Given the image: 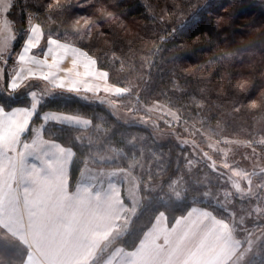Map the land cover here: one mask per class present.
Returning <instances> with one entry per match:
<instances>
[{
  "label": "trees",
  "instance_id": "trees-1",
  "mask_svg": "<svg viewBox=\"0 0 264 264\" xmlns=\"http://www.w3.org/2000/svg\"><path fill=\"white\" fill-rule=\"evenodd\" d=\"M78 2L83 5L85 0H71L63 15L54 11L49 17L39 0H13L8 15L15 21L19 42L29 11L42 24L46 36L51 33L62 40L74 35L67 27L72 15L97 19L91 25L94 39L86 38L87 42L81 40L80 44L95 55L100 69L109 72L112 83L129 86L127 93L113 96L127 99L123 102L126 115L109 106L113 103H101L91 94L82 99L57 90L42 101L32 125L41 123L39 117L45 111L89 121L84 128L48 122L42 129L45 139L73 152L70 189L87 166L93 170H123L142 183L140 216L111 244L132 250L158 213H164L167 225H171L193 205L211 209L207 202L195 198L202 194L204 177L200 174L197 187L186 188L180 200L166 189L185 166L191 134L212 130L216 119L217 124L229 129L230 136L239 133L248 141L254 122L264 120V0H97L94 6L76 7ZM101 7L110 9L116 19L103 18L97 11ZM19 9L23 13L19 14ZM156 9L169 16L168 22L160 19ZM137 80L138 86H133ZM28 91L22 89L12 99L0 95V103L6 107L27 106ZM136 98L146 104L152 100L164 103L176 114L177 122L170 127L152 122L160 131L138 123ZM253 101L258 107H250ZM210 115L212 120H205ZM152 150L160 154L165 167L149 177L144 166L151 161ZM154 191L164 192L162 197L167 200L156 201ZM220 214L215 212L216 216ZM232 218L235 222L230 220V228L240 248L229 264H264L262 215ZM140 221L145 223L138 226ZM27 254L28 248L0 226V264H23Z\"/></svg>",
  "mask_w": 264,
  "mask_h": 264
},
{
  "label": "rangeland",
  "instance_id": "rangeland-1",
  "mask_svg": "<svg viewBox=\"0 0 264 264\" xmlns=\"http://www.w3.org/2000/svg\"><path fill=\"white\" fill-rule=\"evenodd\" d=\"M156 12H158L160 15L161 20L168 22L167 18H169V16L167 17V15L162 13L160 9H156ZM18 13L21 14L23 11L19 9ZM79 16L82 15L71 16L67 27L72 30L74 35L72 38L70 37L65 39L85 50L84 46L82 47V44H80V41L83 40L87 42V39H91L93 36L91 35V37H87L86 32L79 33L73 31L72 22ZM34 22L36 21L34 20ZM123 28L126 29L125 27ZM92 31L94 30L91 29V32ZM82 35L84 38H81ZM24 39H26V32L23 29L22 39L20 42L17 41V39L14 41L13 51L9 56L7 63L0 61V68L4 69L5 84L9 78L8 73L11 71V68L15 63V53L18 52L22 47ZM44 47H46V39L42 41V48L37 51L42 52ZM96 51L97 50H95V52ZM92 56L95 57L94 54ZM63 67L65 71H71L72 69L71 63L67 61H65ZM136 82L137 83L133 86H138V80ZM112 84L113 86L118 87L114 84V82ZM29 87H36L35 89L37 90L32 91L39 93L47 91V89L51 86L46 82L33 81ZM127 87L129 86H126L125 88ZM53 94L54 93H51V96ZM100 95L105 94L100 93ZM113 96L115 95L106 96L105 101L109 104L113 103L115 108H117L118 113L125 116L127 113V107L123 102L127 99L116 100ZM136 100V119L138 123L149 127L154 131H160V129H157L153 126L152 122L156 126L164 124L168 127H170L173 122H177L176 114L170 111L164 105V103L152 100L149 101L150 104H146L142 100H138L137 98ZM109 106H111V104ZM80 118L81 120H87L82 117ZM205 120H212V116H207ZM214 120L215 124L211 126L212 130H207V132L206 130H200V133L198 134H191L192 138L189 139L191 141L189 142L190 147L184 155L185 166L178 174L179 176L175 178L166 189L170 190V196H172L175 200H180L186 188L191 185L197 187V180L200 174L202 177H204L200 186L202 194L201 196L195 198L199 201L207 202V205L211 206V209L208 210L214 215L215 212L218 214H220L219 212H222V214L217 216L218 218H228L229 221H226L228 226L233 224L231 221L235 222V219L232 218L234 215L253 218L261 214L264 222V120L259 119L261 122H254L252 136L248 141H246L245 137L239 133L235 136H230L232 134L227 133V130L229 129L225 128L221 124H217L216 119ZM42 123L43 122L41 121L40 124ZM60 124L65 125L66 123ZM38 125H32V128L36 129ZM74 126H80L84 128L85 125H82L80 121H77L74 123ZM31 134L32 133L29 132L25 137L27 138ZM152 153L155 156L153 155L151 161L146 166H144L145 172L149 177L153 174H157L158 169L165 167L164 162L161 160L160 154L154 150H152ZM84 168L81 177H79L78 180L84 179L89 181V183L92 184L93 190L101 191L102 188L108 183L119 182L121 184V190L123 193L120 211L116 206V195H110L109 199L104 200L103 206H101L100 200L97 202H89L90 205H84V211H86V213L84 212V235L87 232L86 235L92 239V242L89 244V246L84 243V255L74 253L77 248L75 245L76 240L72 239L69 235L63 236L60 239L61 243L59 246L54 248L52 251H50L49 248V235H37L36 239L38 241H41V237H44L45 241L42 242L37 248H34V243L36 241L34 239V235L31 234L30 228L24 229L23 234L19 233L20 228L15 222L16 218L14 214L12 216L10 215V217H8L7 211L4 212V216L2 213L0 214V226L2 229L10 234V236H13L17 239L19 238L21 241H23L27 245L25 246L29 249L31 248L30 250H32L39 259L46 261L45 264H64L65 262L66 264H87V261L90 259V257H92L93 254L99 250V248H101V251H98L99 253L96 252L98 255L95 253L97 257L94 259V263L99 264L109 254L110 249H113V246H120L117 244L111 246L112 242L117 240L116 237H118L125 229L127 230L132 220H134L137 216H140V210L143 204L144 196L140 194L142 183L140 184L139 180H135L128 174V172L123 170H111L105 168L93 170L92 167L88 166ZM153 169L155 172H153ZM254 170H256V173H254ZM8 172V170H4L3 173H5V175L0 178V180L7 178ZM73 188H69V190L71 191ZM148 188L152 189L151 187ZM163 194L165 193L163 192ZM163 194H160V191L153 192V195H158L156 201H166V196L165 198L162 197ZM38 207L45 209L46 212L48 211L45 207L40 206V204H38ZM105 213H108L109 216L106 220H102L101 216ZM119 215L121 216L119 217ZM158 215H164V217H166L164 213H158L156 216ZM239 219L243 220V218L237 217L238 221ZM38 220L39 219H36L35 221ZM143 223L145 222L140 221L138 226H141ZM172 224L168 226H172ZM92 227H94L93 234L89 232L90 228ZM107 227H110L109 231L106 230ZM59 228L61 230L62 225H59ZM261 234L263 237L264 232H261ZM82 256H84V258H81ZM233 258L234 255L226 264H229ZM88 264H92L91 261Z\"/></svg>",
  "mask_w": 264,
  "mask_h": 264
},
{
  "label": "crops",
  "instance_id": "crops-1",
  "mask_svg": "<svg viewBox=\"0 0 264 264\" xmlns=\"http://www.w3.org/2000/svg\"><path fill=\"white\" fill-rule=\"evenodd\" d=\"M46 112L54 111L43 113ZM67 125L74 126V123ZM40 126L41 124L36 127V130L40 131L41 141L49 146L55 145L52 151L57 152L58 158L60 157L58 149L63 148L72 152L70 148L45 139ZM32 134L27 138L24 136L14 145L15 151L9 153L6 159H0V178L5 175L4 170L9 171L8 177L0 180V214L4 216L5 211L8 212V217L14 214L15 222L20 228L19 233L23 234L24 229L30 228L36 241L34 248L45 241L44 237L38 241L37 235H49L50 251L59 246L63 236L69 235L76 240L77 248L74 253L84 255V243L89 246L92 242V239L86 235L87 232L84 235V212L86 213L84 205L100 200L103 206L104 200L109 199L110 195H116V206L120 211L123 200L121 184L108 183L101 191H95L89 181L79 179L70 191L67 169L69 163L71 165L73 152L70 158L65 157L56 165L63 167L66 170L65 174L55 182L46 180L41 169L50 167L52 161L50 158H44L46 153L37 154L36 149L32 147ZM9 161L12 163L10 164ZM38 204L48 211L39 208ZM108 216V213H105L101 219L106 220ZM36 219L39 220L35 221ZM59 225H62L61 230ZM109 229L110 227L106 228L107 231ZM89 232L93 234L94 227L90 228ZM125 232L126 229L118 237ZM21 242L26 245L23 241ZM239 248L240 242L225 220L216 217L208 209L193 206L184 216L177 218L172 226L167 225L164 215L156 216L134 249L125 250L121 246H113L99 264H226ZM30 249L28 248L23 264L46 263ZM95 253L87 264L90 261L95 264L94 259L98 255Z\"/></svg>",
  "mask_w": 264,
  "mask_h": 264
},
{
  "label": "snow or ice",
  "instance_id": "snow-or-ice-1",
  "mask_svg": "<svg viewBox=\"0 0 264 264\" xmlns=\"http://www.w3.org/2000/svg\"><path fill=\"white\" fill-rule=\"evenodd\" d=\"M96 2L97 0H85L83 5L78 2L75 6H94ZM39 3L49 17L54 11L63 15L71 6V0H50V2L39 0ZM12 8L13 0H0V61L4 63H7L12 54L13 43L17 39L14 29L15 21L8 15ZM97 11L105 19H116L115 14L108 8L101 7ZM35 19V15L29 11L24 25L26 39L23 40L20 50L15 53V63L8 73L9 78L6 84L4 69L0 68V95H6L8 99H12L22 89H29L27 95L30 100L29 106L6 107L0 103V137H2L0 159H6L9 153L14 152V145L31 131L33 133L32 147L36 149L38 155L46 153L44 158H50L52 161L50 167L43 168L41 171L46 180L55 182L66 171L63 167L56 165L65 157L70 158L72 152L63 148L58 149L60 154L58 158L57 152L52 151V148L56 146L44 144L41 141L40 131L32 128V122L38 114L37 110L43 99L57 90H62L79 95L82 99H88L87 94H91L92 98L103 103L106 96H120L127 93L129 89L113 86L109 72L98 68L97 58L67 39L62 40L51 33L46 36L42 24L34 22ZM96 21L95 17L79 16L72 22V29L79 33L86 32L87 37H91V25L96 24ZM81 38L84 36L82 35ZM45 39L46 47L42 52L37 51L42 48V41ZM65 61L71 63V71L64 70ZM32 81L46 82L51 87L45 92L38 93L30 90ZM39 118L43 122L40 126L41 130L50 121L57 124H72L77 121H80L82 125L89 123L78 116L56 112L43 113ZM9 163L11 164L12 161ZM67 171L70 172V163Z\"/></svg>",
  "mask_w": 264,
  "mask_h": 264
},
{
  "label": "clouds",
  "instance_id": "clouds-1",
  "mask_svg": "<svg viewBox=\"0 0 264 264\" xmlns=\"http://www.w3.org/2000/svg\"><path fill=\"white\" fill-rule=\"evenodd\" d=\"M250 107L251 108H256L258 107V103L256 101H253L251 104H250Z\"/></svg>",
  "mask_w": 264,
  "mask_h": 264
}]
</instances>
